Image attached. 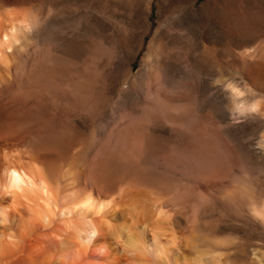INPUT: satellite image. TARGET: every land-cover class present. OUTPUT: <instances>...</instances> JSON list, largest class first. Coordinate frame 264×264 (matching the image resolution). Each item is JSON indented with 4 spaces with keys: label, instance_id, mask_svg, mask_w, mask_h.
Returning a JSON list of instances; mask_svg holds the SVG:
<instances>
[{
    "label": "rangeland",
    "instance_id": "rangeland-1",
    "mask_svg": "<svg viewBox=\"0 0 264 264\" xmlns=\"http://www.w3.org/2000/svg\"><path fill=\"white\" fill-rule=\"evenodd\" d=\"M21 2L37 16L34 55L76 70L61 112L82 183L138 184L185 236L219 237L229 264H264V215L238 194L264 199V0Z\"/></svg>",
    "mask_w": 264,
    "mask_h": 264
},
{
    "label": "bare ground",
    "instance_id": "bare-ground-1",
    "mask_svg": "<svg viewBox=\"0 0 264 264\" xmlns=\"http://www.w3.org/2000/svg\"><path fill=\"white\" fill-rule=\"evenodd\" d=\"M24 6L0 0V264H80L84 258L96 264H229L221 239L185 236L161 195L129 181L112 189L103 178L92 188L82 183L76 164L67 160L76 150L61 112V85L69 84L77 100L76 70L58 54L47 55L49 48L39 45L34 55L37 16ZM226 189L223 184L218 197L225 198ZM238 190L251 211L264 215V199Z\"/></svg>",
    "mask_w": 264,
    "mask_h": 264
}]
</instances>
